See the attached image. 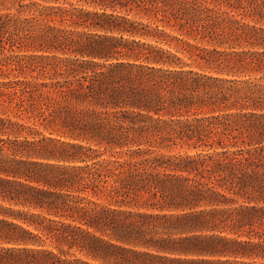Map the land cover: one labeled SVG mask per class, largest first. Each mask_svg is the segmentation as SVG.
<instances>
[{
    "label": "trees",
    "instance_id": "16d2710c",
    "mask_svg": "<svg viewBox=\"0 0 264 264\" xmlns=\"http://www.w3.org/2000/svg\"><path fill=\"white\" fill-rule=\"evenodd\" d=\"M73 1L0 0V264H264V0Z\"/></svg>",
    "mask_w": 264,
    "mask_h": 264
},
{
    "label": "rangeland",
    "instance_id": "374dc122",
    "mask_svg": "<svg viewBox=\"0 0 264 264\" xmlns=\"http://www.w3.org/2000/svg\"><path fill=\"white\" fill-rule=\"evenodd\" d=\"M71 2H75V1H73V0H70ZM177 152V151H176Z\"/></svg>",
    "mask_w": 264,
    "mask_h": 264
}]
</instances>
